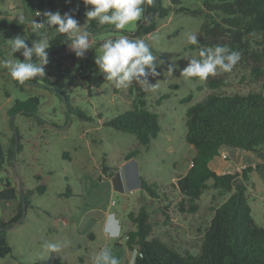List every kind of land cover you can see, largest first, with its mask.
Here are the masks:
<instances>
[{
    "label": "rangeland",
    "instance_id": "rangeland-1",
    "mask_svg": "<svg viewBox=\"0 0 264 264\" xmlns=\"http://www.w3.org/2000/svg\"><path fill=\"white\" fill-rule=\"evenodd\" d=\"M4 1L0 2V60H24L9 55L8 39L19 35L31 46L57 32L55 27L34 30L31 21H35V11L69 13L81 30L89 23L87 17L73 13L82 0ZM162 2L168 4V0ZM182 5L197 8L199 2L182 0ZM213 15L220 21L221 14ZM202 21L201 17L172 12L159 19L156 29L142 38L157 56L154 63L158 75L147 77L156 87L144 92L147 106L157 113L161 127L147 146L140 145L133 134L103 125L105 119L130 108L134 85L143 88L135 81L127 88H116L104 79L95 64L103 41L120 34L113 26L97 23L92 28L88 60L76 57L68 47L49 57L44 66V75L62 85L71 107L82 111L83 116L70 112L55 92L42 85L15 87L7 69L0 64V220H8L16 212L21 192L32 190L22 220L6 229L10 251L0 257V264H92V256L103 247H108L120 264H130L136 249L127 247L124 233L133 228L128 213H136L140 207L148 212L151 236L179 252H197L212 215L211 207L219 205L227 195L208 189L201 195L195 212L178 208L180 196L173 183L177 174L188 170L193 155L192 146L185 140V110L212 91L264 93V55L255 60L240 52L241 59L232 72L218 70L207 80L181 76L190 58H199L200 48L189 49L187 37L198 32ZM135 29L133 24L122 31L131 38ZM253 47L261 49L255 43ZM170 65L174 66L172 74L167 71ZM212 79L220 82L215 89L209 86ZM189 93L191 100L183 102ZM31 95L39 98L37 116L8 115L15 99ZM14 128L18 130L21 148L8 157ZM133 149L139 153L126 159L125 154ZM238 151L241 157L234 160L236 163L230 162L231 168L222 170L243 167L232 168L236 164H258L250 173L246 195L255 222L264 226V155ZM103 158L110 176L102 172ZM214 162L210 166L222 168ZM36 174L41 178L37 179ZM140 177L158 184L159 198L148 196L140 188ZM6 179L15 189L13 198L3 194ZM39 183L45 185L43 193L34 190ZM109 212L121 223V236L116 240L103 233V226L101 232L102 220ZM45 242L60 244L61 251L50 253L42 247Z\"/></svg>",
    "mask_w": 264,
    "mask_h": 264
},
{
    "label": "trees",
    "instance_id": "trees-1",
    "mask_svg": "<svg viewBox=\"0 0 264 264\" xmlns=\"http://www.w3.org/2000/svg\"><path fill=\"white\" fill-rule=\"evenodd\" d=\"M196 1L199 6L190 8L182 5V0H168L167 5H163L162 0H154V3L149 5L145 0L143 15L147 17V21L142 18L136 23L131 38H143L153 32L158 20L172 12L184 13L203 19L195 34L199 45L188 43L189 49L221 45L243 54L248 53L255 60L264 55V0ZM90 8L91 6H85L82 0V5L74 8L73 13L86 17ZM215 13L221 14L220 21L214 18ZM96 24V21H89L84 29L91 31ZM47 40L50 43L46 50L48 58L68 48L65 43L66 34L56 32ZM254 43L261 46V49H253ZM91 52L92 49L85 51L86 60ZM14 56L24 59L22 50L14 53ZM33 59L35 60V57ZM13 83L19 89L25 84L42 85L55 92L66 103L70 112L76 111L83 116L82 111L71 107L69 96L62 85L46 75L37 76L23 85L15 81ZM219 84L220 82L214 79L209 81L211 89H215ZM133 88L135 96L130 108L105 119L103 125L133 134L140 145L147 146L151 139L157 136L161 127L157 113L147 106L143 88L138 85ZM191 97L189 93L182 101H189ZM38 106V96L31 95L25 99H15L7 112L9 116H37ZM184 125L185 140L192 146L193 155L188 170L182 175L177 174L173 183L180 196L179 210L195 212L201 195L208 189L218 190L227 196L219 205L211 207L212 215L194 254L188 250L179 252L159 238L151 236L149 215L144 207H140L136 213L129 212L128 217L133 228L124 233L125 243L129 249H136L138 253L143 254L142 259L137 258L136 264H264V226L255 222L246 195L249 176L255 167L246 165L221 171L209 167V162L219 155L223 147L264 153V93L260 90L233 94L212 91L202 100L187 107ZM18 134V130L14 128L11 146L7 151L8 157H13L20 151ZM138 153V149H133L125 154V158L129 159ZM1 162L0 159V165ZM101 169L104 174L112 175L104 158ZM35 176L37 179L41 178L39 174ZM5 187L7 189L4 190V196L13 198L15 189L10 185L9 179L5 180ZM140 188L148 196L159 198L156 182L149 183L140 177ZM34 190L43 193L45 185L39 183ZM31 192L32 190L21 192L16 212L8 220H0V257L10 251L6 241V229L22 220L23 208L29 205L28 197ZM58 260L56 258V261Z\"/></svg>",
    "mask_w": 264,
    "mask_h": 264
},
{
    "label": "clouds",
    "instance_id": "clouds-1",
    "mask_svg": "<svg viewBox=\"0 0 264 264\" xmlns=\"http://www.w3.org/2000/svg\"><path fill=\"white\" fill-rule=\"evenodd\" d=\"M85 6H91L86 12L88 21H96L99 25L113 26V30L120 34L109 37L100 46V55L96 56L95 64L103 73L106 81L112 82L116 88H127L132 82L143 86L144 91L154 90L156 85L148 82L149 75L156 76L157 56L153 54L150 46L142 38H130L125 30L128 26L136 24L144 17L145 0H83ZM151 5L154 0H147ZM42 22L31 21V27L39 31L44 28L55 27L58 33L67 35L69 49L75 52L77 57H84L85 51L92 48L93 34L87 30H81L78 21L73 15L59 12L45 11ZM20 19H24L20 17ZM188 43L199 45L198 37L189 34ZM9 55L21 52L23 62L19 59H3L0 64L7 69L13 81L23 85L26 81L37 76L44 75V66L48 63L47 49L49 41L44 38L38 42H32L29 46L22 36H15L7 40ZM35 57V60L33 59ZM241 59L239 51L230 50L228 47L216 45L213 48H200L199 58H190L181 76L185 78H198L207 80L215 76L219 71L230 73ZM39 61V63H37ZM174 66L170 65L167 71L172 74ZM103 233L111 240L121 236V223L114 213H107L103 224ZM42 247L50 253H59L61 245L53 242H45ZM143 257L142 253L132 252L130 264H136L137 258ZM92 264H120L108 247L101 248L91 258Z\"/></svg>",
    "mask_w": 264,
    "mask_h": 264
},
{
    "label": "crops",
    "instance_id": "crops-1",
    "mask_svg": "<svg viewBox=\"0 0 264 264\" xmlns=\"http://www.w3.org/2000/svg\"><path fill=\"white\" fill-rule=\"evenodd\" d=\"M3 2H5L4 0H3ZM11 7H12V4L10 5ZM9 6V7H10ZM227 148H230V147H223V148H221V150H220V152H219V155H217V156H215L210 162H209V167L212 169V170H218V171H221L223 168H225V167H227V166H230L232 163H234L235 161V159L236 158H240L241 156H240V153H239V151L238 150H241V149H236V148H234V150L233 149H231L230 148V150H227ZM246 152H250V151H246ZM251 153H254V152H251ZM254 154H257V155H264V153H254ZM223 155H226L227 157L224 159L223 158ZM212 161H215V162H217L218 163V165H221V167L222 168H213L212 166H210V163L212 162ZM214 162V163H215ZM230 162H232V163H230ZM236 163V162H235ZM246 165H249V166H252L251 164H245V163H242V164H239V165H234V167H232V168H236V167H240V166H246ZM253 165L254 166H252V167H256V165H258V164H256V163H253ZM229 168H231V166L229 167ZM104 220H105V217L103 218V220H102V225H101V232H102V226H103V223H104ZM103 234V233H102ZM104 235V234H103Z\"/></svg>",
    "mask_w": 264,
    "mask_h": 264
},
{
    "label": "built area",
    "instance_id": "built-area-1",
    "mask_svg": "<svg viewBox=\"0 0 264 264\" xmlns=\"http://www.w3.org/2000/svg\"><path fill=\"white\" fill-rule=\"evenodd\" d=\"M43 20V13L40 11H35V21L42 22Z\"/></svg>",
    "mask_w": 264,
    "mask_h": 264
}]
</instances>
